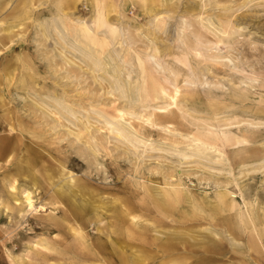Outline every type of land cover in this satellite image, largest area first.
I'll return each instance as SVG.
<instances>
[{
    "label": "rangeland",
    "instance_id": "374dc122",
    "mask_svg": "<svg viewBox=\"0 0 264 264\" xmlns=\"http://www.w3.org/2000/svg\"><path fill=\"white\" fill-rule=\"evenodd\" d=\"M262 122L264 0H0V264H264Z\"/></svg>",
    "mask_w": 264,
    "mask_h": 264
},
{
    "label": "bare ground",
    "instance_id": "6f19581e",
    "mask_svg": "<svg viewBox=\"0 0 264 264\" xmlns=\"http://www.w3.org/2000/svg\"><path fill=\"white\" fill-rule=\"evenodd\" d=\"M202 11V10H201ZM81 24H85V22L84 21H79ZM88 30H89V28H88ZM141 35V34H140ZM144 38H147V35L145 36L144 35ZM152 41H153V39H152ZM221 45V44H220ZM155 46H157V45H155ZM166 49H167V47H166ZM169 49V48H168ZM163 51V50H162ZM161 51V52H162ZM159 52V51H158ZM167 52V51H166ZM86 53V52H85ZM164 53H165V51H164ZM91 54V53H90ZM93 57H94V55H92ZM151 58H154L153 56L151 57ZM113 60V58H111V57H109L108 56V54H105V55H102V57H101V59L100 60H97V61H95L94 60V66H99L100 67V69H102L103 71H105V72H107V73H114V72H117L119 69H118V66L117 65H114V64H111L110 63V61H112ZM153 60H155V59H153ZM113 63V62H112ZM156 65L159 67V65L156 63ZM161 70V69H160ZM117 74V73H116ZM116 76V75H115ZM117 78V77H116ZM119 79V78H118ZM128 80V79H127ZM123 82V81H122ZM131 82L130 81H124L123 82V84H122V87H124V89H125V93H126V95H125V97H129V96H131L132 94H131V92L134 90V87H133V89L131 88ZM137 90V89H136ZM136 90H134V92L136 91ZM133 92V93H134ZM122 94V93H121ZM131 94V95H130ZM133 96V95H132ZM136 96V95H135ZM180 96H182V93L178 90V88H176L175 89V91H174V93L173 94H171L170 95V97H171V99L173 100V103L174 102H176L177 100H176V98H178V97H180ZM130 98V97H129ZM128 98V99H129ZM133 98H134V96H133ZM127 99V100H128ZM170 99V100H171ZM131 101H134L133 99H132V97H131V99H130ZM171 100V101H172ZM130 101V102H131ZM133 103V102H132ZM137 107H139V106H137ZM169 108V107H168ZM168 108H163V107H157L156 109L153 107V109L152 110H154L155 109V113L157 112L158 114H162L161 116H167L166 114H164L167 110H168ZM155 113L154 112H151V116H155ZM116 114V113H115ZM116 118H117V120H118V122L120 123L121 121L120 120H123L124 119V116H123V113L122 112H120V111H118L117 112V114H116V116H115ZM260 121V120H259ZM118 123V124H119ZM262 123H264V122H262ZM123 123H120V128H119V130L120 131H122V132H125L124 131V127H123V125H122ZM125 124V123H124ZM129 127L132 129V127L129 125ZM118 128V127H117ZM125 128H128V127H125ZM118 132V131H117ZM132 133V132H131ZM195 144V143H194ZM197 144V143H196ZM197 146V148L195 149V150H193L192 152H194V151H200V148L198 147L199 145H196ZM195 154L197 155V153L195 152ZM200 155V154H199ZM219 173V172H218ZM11 189H15V186L14 185H12V187H11ZM17 202H18V204H20L21 202L26 206V208H27V210H37V205H35V200L33 199V196H32V192L31 191H29V190H24L23 192H22V197L20 198V201L19 200H16ZM247 205V204H246ZM38 207H40L41 209L42 208H44V206L43 205H40V206H38ZM247 207V206H246ZM40 209V210H41ZM52 209V208H51ZM33 212H35V211H33ZM40 212V211H39ZM128 214H129V217L131 218V219H137V216L136 215H134V214H131L130 212H128ZM251 217V216H250ZM138 220V219H137ZM137 220H136V223L137 224H139L138 222H137ZM133 221H135V220H133ZM140 222V221H139ZM253 223V222H252ZM254 226V225H253ZM72 229V228H71ZM81 236V235H80Z\"/></svg>",
    "mask_w": 264,
    "mask_h": 264
},
{
    "label": "crops",
    "instance_id": "0c3cea01",
    "mask_svg": "<svg viewBox=\"0 0 264 264\" xmlns=\"http://www.w3.org/2000/svg\"><path fill=\"white\" fill-rule=\"evenodd\" d=\"M23 206H25V205H23ZM25 210H27V208H26V206H25ZM72 230L74 231V232H79V236L82 238V234H81V232H80V230L78 229V228H72ZM79 230V231H78Z\"/></svg>",
    "mask_w": 264,
    "mask_h": 264
}]
</instances>
